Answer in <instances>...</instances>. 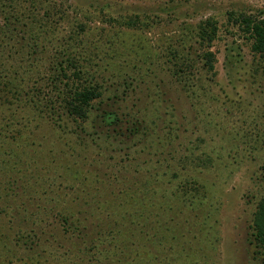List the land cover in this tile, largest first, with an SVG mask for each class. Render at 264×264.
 Returning a JSON list of instances; mask_svg holds the SVG:
<instances>
[{"label":"rangeland","instance_id":"rangeland-1","mask_svg":"<svg viewBox=\"0 0 264 264\" xmlns=\"http://www.w3.org/2000/svg\"><path fill=\"white\" fill-rule=\"evenodd\" d=\"M17 1L29 28L16 56H34L42 95L58 100L37 61L66 39L103 97L78 134L66 118V131H21L25 112L0 102V264H264L250 235L264 199V59L235 22L264 20V0ZM208 20L211 47L199 39ZM45 22L53 32L38 42ZM135 192L160 209L121 213ZM64 210L86 219L95 248L55 227ZM41 220L56 222L45 234Z\"/></svg>","mask_w":264,"mask_h":264},{"label":"trees","instance_id":"trees-1","mask_svg":"<svg viewBox=\"0 0 264 264\" xmlns=\"http://www.w3.org/2000/svg\"><path fill=\"white\" fill-rule=\"evenodd\" d=\"M20 1L21 0H19V3ZM17 3V0H0V11L2 12L0 15L3 17V24L2 26L0 25V41H4V38L7 34L9 35V32H11L9 40H12L10 45L9 42L7 44L0 42V55L9 54L7 56H0V102L9 109L16 106L25 112L22 121H20V128L21 131L24 129L31 135L34 134V136H36L38 130L39 133L41 132L43 125L47 126L49 122L53 121L54 123H58L59 121L58 128L66 131L67 123L64 122V118L78 124L76 130L71 132L72 134H78V132L86 133L83 131V125L91 118L93 103L103 97V92L101 91L102 86L90 79L92 74L89 69H87L90 63L89 59L84 56L73 54L71 52L73 47L69 45L71 44L70 40L66 39L62 40L65 41L63 45L60 44L63 46L60 48L62 50L61 53L53 57L44 56L45 59L40 56V59L37 61L38 63H43V66L45 65V60L49 63V67L47 66V75H49L50 78L52 77V79L50 80L49 78L50 81L48 85L54 88L53 92L57 95L58 100L52 101V97L49 95L47 96L48 98H45V95H42V91L45 90H43L41 86L43 76L39 75L34 84V56H16L21 52V49L18 50V46L25 40L22 37L18 38L19 35L21 36L23 33L21 27L22 29L29 28V25L21 22L24 13L16 10ZM8 9L13 10L12 14L8 12ZM234 15L235 14L230 13V19H234ZM235 22L239 25L245 36H247V39L253 41L252 51L264 59V20H258L253 16L240 15L235 19ZM41 25H43L42 27L44 28H41ZM41 25L39 27L40 31L38 36L36 35L38 42L41 41L42 38L46 40L53 32V30L48 27L47 22ZM11 26L15 28L12 29ZM4 27H7V29L11 28L9 30H4ZM29 31L33 32L31 29ZM218 31L217 22L208 20L199 34L200 44L204 45L207 43L208 47H211L217 37ZM30 50H33V48H30ZM32 53L34 55L37 52L35 51ZM204 58L205 66L210 72H214L216 63V56L214 53L207 51ZM260 68L264 84V62ZM20 69H23V73L20 72ZM30 82L33 83L31 90L28 88ZM14 116H16V114H14ZM107 119H110V117ZM34 121L37 122L36 125H32ZM110 125H115V121L110 122ZM19 133L21 134L20 131ZM67 133L70 132L67 131ZM147 192L149 193L150 189ZM155 194L156 193L153 195ZM138 195L139 192H135L134 195H130L129 193L125 194L126 199H124V202L121 201L122 203H120L117 209H119L121 213L128 215L134 214L133 216L138 215V217H141L145 211L156 212L160 209V203L150 202L146 210L145 203L142 199L136 198ZM132 199L133 201H131ZM152 200L156 199L152 198ZM85 205H87V203L80 204L82 208L79 211H83ZM91 205L90 207L93 209ZM95 208L98 207H94V209ZM70 210L61 212V217L57 221L59 222V227H55L61 228L64 233L75 238H84L85 242L91 245V248H95L96 246L94 244L97 241L87 232L89 227L85 224L86 219H76L77 217H74L71 212L72 210ZM64 212L66 216L63 215ZM55 222H50L49 220L46 224V221L41 220L36 223L34 222V226L40 231H45L46 234L47 229ZM251 231V245L254 247L256 254L261 255L264 249V199L258 203L252 221ZM56 241H58L57 238Z\"/></svg>","mask_w":264,"mask_h":264}]
</instances>
